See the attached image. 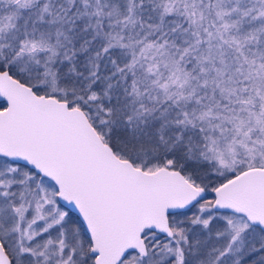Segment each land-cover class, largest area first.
I'll return each instance as SVG.
<instances>
[{
	"label": "snow or ice",
	"instance_id": "obj_1",
	"mask_svg": "<svg viewBox=\"0 0 264 264\" xmlns=\"http://www.w3.org/2000/svg\"><path fill=\"white\" fill-rule=\"evenodd\" d=\"M0 264H264V0H0Z\"/></svg>",
	"mask_w": 264,
	"mask_h": 264
}]
</instances>
